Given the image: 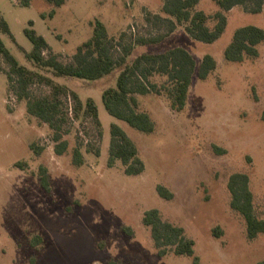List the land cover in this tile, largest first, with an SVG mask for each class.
I'll return each mask as SVG.
<instances>
[{
    "label": "rangeland",
    "instance_id": "374dc122",
    "mask_svg": "<svg viewBox=\"0 0 264 264\" xmlns=\"http://www.w3.org/2000/svg\"><path fill=\"white\" fill-rule=\"evenodd\" d=\"M0 0V16L13 38L0 27V37L11 52L31 69L53 77L78 92L83 101L93 97L99 107L102 135L90 117L71 119L64 138L68 148L55 149L53 129L27 110V99L9 89L0 54V264H196L195 257L176 254L174 246L160 255L150 226L143 222L148 209L158 208L163 219L181 226L195 240L197 264H258L264 260V233L247 236L244 216L231 206L228 187L233 173H246L254 195V211L264 218V41L257 56L229 61L224 51L237 28L255 24L264 28V7L252 12L236 5L227 11L224 33L212 43L191 37L184 24H176L162 41L137 44L128 59L143 52L182 46L196 59L197 67L183 110L171 107L165 92L138 93L139 109L156 121L153 132H143L112 116L102 92L116 85L120 67L96 80L57 76L30 60L33 47L25 28H33L64 61L93 35V22L102 20L110 35L125 41L156 36L168 22H148L151 13L163 11L165 0H67L56 7L47 0ZM250 4L249 7H252ZM198 9L213 15L216 0H200ZM47 13L46 17L42 13ZM209 25L216 23L209 19ZM210 53L217 68L206 79L198 75L203 56ZM167 76L151 80L162 84ZM45 87L34 85V94ZM119 123L134 139L145 162L140 174H127L120 160L108 165L110 124ZM80 144L84 163L73 161ZM93 145L100 154L88 150ZM34 145V147L32 146ZM24 162L18 165L17 162ZM47 168L51 189L41 182ZM163 184L171 199L157 190Z\"/></svg>",
    "mask_w": 264,
    "mask_h": 264
},
{
    "label": "trees",
    "instance_id": "16d2710c",
    "mask_svg": "<svg viewBox=\"0 0 264 264\" xmlns=\"http://www.w3.org/2000/svg\"><path fill=\"white\" fill-rule=\"evenodd\" d=\"M53 7L49 15L56 14V7L67 0H47ZM200 0H165L163 11L175 17H164L151 13L147 16L148 22H168L169 29L156 36H138L134 41H125L126 33L119 38L110 35L106 24L96 19L93 22V35L82 42L70 60L64 61L57 52H54L47 39L33 28L34 21L25 28V33L31 40L33 47L25 51L26 56L37 65L51 68L57 76H72L88 80L100 79L120 67L116 85L108 86L102 92V99L107 111L119 120L127 122L130 126L143 131L153 132L156 121L147 111L139 109L138 93L165 92L170 100L171 107L183 110L187 104L190 86L196 72L197 62L193 54L182 46H176L164 51L143 52L128 59L137 44H154L162 41L169 32L175 30L176 24H184L188 34L194 39L212 43L225 31L228 24L227 11L236 5L247 6L252 12H259L264 7V0H216L220 6L213 15L203 9H198ZM31 0H21L20 4L29 5ZM253 4L252 7H249ZM47 13H42L46 17ZM214 18L216 23L211 27L209 19ZM0 27L13 38L8 21L0 16ZM264 41V28L248 24L237 28L231 42L226 47L224 54L229 61L241 62L246 56H257L258 45ZM0 54L4 57L9 68L5 71L9 81V89L18 99H27V110L32 115L46 122L53 129L55 149L63 153L68 148V140L64 138L68 128L66 125L71 119L81 116L94 120L98 133L102 135V121L99 107L93 97L86 101L77 91L67 84L60 83L53 77L39 72L22 64L11 52L5 41L0 37ZM217 60L210 53L203 56L198 75L206 79L217 68ZM155 74L166 75L167 79L158 84L151 80ZM39 85L45 90L34 94L32 87ZM34 147V145H32ZM89 151L99 155L100 148L93 145L87 147ZM82 147L78 144L73 150V161L77 165L84 163ZM120 160L124 165L125 173L140 174L145 170V162L140 156L139 148L130 134L117 122L110 124V144L108 165L114 166ZM24 162L18 161L17 166ZM42 185L50 190V181L47 168L41 167ZM231 192V206L238 210L245 218L247 236L255 238L264 233V218H260L254 211V195L250 188V179L246 173H233L228 182ZM159 194L171 199L173 192L163 184L157 187ZM143 222L150 226L155 245L160 255L168 252V246H174L176 254H186L195 257V240L185 234L183 227L163 219L158 208L148 209ZM107 264H126L117 259H111ZM258 264H264V260Z\"/></svg>",
    "mask_w": 264,
    "mask_h": 264
},
{
    "label": "crops",
    "instance_id": "0c3cea01",
    "mask_svg": "<svg viewBox=\"0 0 264 264\" xmlns=\"http://www.w3.org/2000/svg\"><path fill=\"white\" fill-rule=\"evenodd\" d=\"M99 113H100V110H99Z\"/></svg>",
    "mask_w": 264,
    "mask_h": 264
}]
</instances>
